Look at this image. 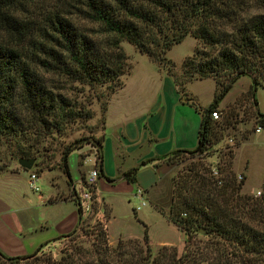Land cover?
<instances>
[{
    "label": "trees",
    "instance_id": "trees-1",
    "mask_svg": "<svg viewBox=\"0 0 264 264\" xmlns=\"http://www.w3.org/2000/svg\"><path fill=\"white\" fill-rule=\"evenodd\" d=\"M33 1L0 0V31L11 37L0 40V134L38 129L58 133L70 121L91 118L90 112L48 86L43 74L90 87L115 83L127 69L121 41L164 70L166 52L186 36L195 41V48L180 64L183 82L168 70L166 74L181 97L185 84L193 80L212 79L216 90L205 109L190 105L200 116L195 148L170 156L193 157L207 151L214 125L210 114L217 113L219 103L243 76L250 79L244 98L254 108V123L264 127L254 99L258 81L264 80V0H56L41 13L29 7ZM65 8L71 11H59ZM17 11L36 20L17 21ZM70 15L96 24L102 38L87 36ZM90 145L100 160V138ZM73 151L72 146L60 155L59 167L68 182L67 158ZM21 157L29 158L26 153ZM229 166L227 162L218 179L196 170L177 186L172 183L167 219L185 238L178 264H264V179L258 197L240 195L242 178L235 182ZM135 173L129 170L122 178L132 182ZM199 230L206 238L201 246L193 242ZM147 243L144 231L141 244L148 252ZM159 253L174 257L175 249L161 248Z\"/></svg>",
    "mask_w": 264,
    "mask_h": 264
},
{
    "label": "rangeland",
    "instance_id": "rangeland-1",
    "mask_svg": "<svg viewBox=\"0 0 264 264\" xmlns=\"http://www.w3.org/2000/svg\"><path fill=\"white\" fill-rule=\"evenodd\" d=\"M57 3L56 0H34L29 7L31 10L34 9V13H41V11L50 9ZM59 11L71 10L65 8ZM255 12L250 11V13ZM14 16H16L17 21L22 22L36 20L35 18L31 19L28 14L20 13V11H17ZM69 20L73 21L93 40L96 41V37L102 38L100 34H97L96 24L82 21L74 15H70ZM8 39L11 40V37L0 31V40ZM119 47L127 58V69L115 83L90 87L54 74H43L42 77L48 86L57 88L58 92L66 96L73 106L83 107L85 111L90 112L91 118L70 121L58 133L38 129L18 134H0V181H4L19 172L15 182L19 184L23 192L26 191L28 196L39 195V193H45L47 188L49 189V178L52 175L54 178L52 183L64 190L65 179L58 170L60 155L67 148L73 146L78 164H82L83 158L92 152L90 143L100 138L102 108L108 102L111 93L116 91L122 82L125 85V90L129 91L141 88L144 82L149 86L151 83L145 80L155 76L151 74L155 71L156 64L137 53L132 46L124 41L119 43ZM194 48L195 41L186 36L165 54L168 65L163 67L164 70H168L172 77L180 83L183 82L180 64L185 57L192 54ZM258 83L254 93L257 104L256 110L259 114L264 115V80L258 81ZM249 86L250 79L246 76L240 77L222 99L220 103L222 109L217 110V119H212V124H214L213 137L206 152L193 157L180 154L167 158L166 162L172 165V183L174 182L176 185L196 170H198L197 174L210 175L212 178L218 179L221 176V170L223 171L226 163L229 162V170L232 172L235 182L238 178H242V188L239 194L252 197L259 196L261 193L260 185L264 179V127L255 125L254 108L251 106L250 100L244 98ZM189 90L196 95L198 105L205 107L210 104L216 86L212 79L193 80ZM184 95H186L185 91ZM255 128H259V131L257 133L251 132ZM244 137L247 139L244 140ZM229 152L231 160L228 159ZM22 153L27 154L29 158L26 159L34 161L30 170L32 173L39 175L40 171L53 172V174L44 173L41 176L38 183L39 193H32L27 188V175L17 163L22 158ZM219 184L217 183V185ZM149 208L148 205H145L138 213L147 216L149 227L146 233L148 252L141 244L142 228L133 218L131 221L127 219L124 222L121 233L123 235H139L140 238L133 236L114 238L113 236L109 237L104 222L97 221L93 215L84 220L78 229L60 236L51 247L23 260L12 259L8 261L5 258H0V264H152V260L155 258L158 261L157 264H178L176 260L182 255L184 248V233L180 232L178 237H165L175 245H179L177 249L174 248V257L169 253L160 254L161 248L158 246L160 236H157L158 223L149 214ZM73 211L74 207L70 203L53 204L48 213L52 228L56 229L60 220L69 217ZM99 231L102 234L101 237L96 236ZM195 234L193 242L201 246L206 238H203L198 232ZM172 258L174 259L172 260Z\"/></svg>",
    "mask_w": 264,
    "mask_h": 264
},
{
    "label": "crops",
    "instance_id": "crops-1",
    "mask_svg": "<svg viewBox=\"0 0 264 264\" xmlns=\"http://www.w3.org/2000/svg\"><path fill=\"white\" fill-rule=\"evenodd\" d=\"M151 75L155 76L145 80L151 83L149 86L144 82L141 88L130 91L125 90L122 82L106 104L100 131L94 216L97 221L104 222L109 237L140 238L139 235H123L121 229L127 219L133 218L143 233H147V216L138 213L148 205L149 214L158 223L159 248L177 249L179 245L165 238L180 234L167 219L172 195V165L166 160L175 151L195 148L200 116L190 105L200 106L196 95L189 90L191 82L185 85L186 95L181 97L165 70L156 66ZM220 103L218 108L222 109ZM67 167L69 182L58 168L65 179L64 190L52 183V175L49 189L39 195L28 196L23 192L15 182L19 172L0 181L1 256H30L38 249L51 247L60 236L78 229L71 187L86 169L78 164L74 152L67 158ZM132 169L136 170L134 180L127 182L122 174ZM30 170L24 173L27 175ZM44 173L53 174L40 171L36 174L38 183ZM57 203H70L74 211L53 229L48 213Z\"/></svg>",
    "mask_w": 264,
    "mask_h": 264
},
{
    "label": "built area",
    "instance_id": "built-area-1",
    "mask_svg": "<svg viewBox=\"0 0 264 264\" xmlns=\"http://www.w3.org/2000/svg\"><path fill=\"white\" fill-rule=\"evenodd\" d=\"M211 119H217V113L210 114ZM259 131V128L255 129V133ZM92 152L83 158L82 165L85 166L86 171L72 184L71 191L76 205V211L78 214V228L84 220L89 219L94 215L95 205V184L98 178L97 166L99 164L96 150L91 146ZM240 180V178H238ZM26 185L30 192L39 193L38 178L35 173L28 172ZM143 205V203H140ZM138 210V208L136 209Z\"/></svg>",
    "mask_w": 264,
    "mask_h": 264
},
{
    "label": "water",
    "instance_id": "water-1",
    "mask_svg": "<svg viewBox=\"0 0 264 264\" xmlns=\"http://www.w3.org/2000/svg\"><path fill=\"white\" fill-rule=\"evenodd\" d=\"M18 165L20 166V168L24 171H29L32 168L33 165V160H25V159H20L17 161ZM199 234H202L203 231L199 230L198 231Z\"/></svg>",
    "mask_w": 264,
    "mask_h": 264
}]
</instances>
